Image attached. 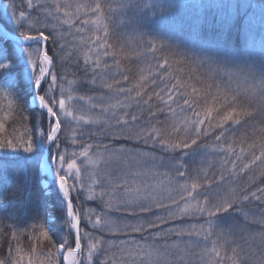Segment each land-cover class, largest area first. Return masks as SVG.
<instances>
[{"label":"snow or ice","instance_id":"1","mask_svg":"<svg viewBox=\"0 0 264 264\" xmlns=\"http://www.w3.org/2000/svg\"><path fill=\"white\" fill-rule=\"evenodd\" d=\"M53 4L57 12L61 7H65L59 3V0H53ZM137 6L134 2L126 5V7ZM28 7H33V0H28ZM5 8L6 19L4 27L0 28V79H3L13 91L9 92L0 87V97L8 101L5 107L9 112L13 110V102H15L21 110L19 115L22 121L29 120L24 114L30 107L27 102L29 97L33 103L38 102L39 112L32 116L31 127L21 123L25 131L19 136L0 140V151L15 158L21 150L23 153L39 156H43L45 150L50 153L52 149L56 150L50 156L51 163L41 162L38 166L40 169H47L54 176L58 196L66 210L64 224L68 226L65 238L56 241L55 234L50 235L51 229H45L44 225L40 224L39 236L35 239L39 241L42 237L55 251L50 248L47 253L42 250L37 253V248L34 246L27 258V264H61V260L63 264H83L85 260L87 264H95L94 257L101 253L106 255L111 248H118L120 256L117 258L113 253L112 257L101 259L100 264H175L173 257L178 256L179 245L175 242L171 245L165 243L162 246L149 244V239L156 241L172 235L182 237L202 234L207 240L213 235L222 213H227L229 209L236 207V200L227 196L213 201L208 195L201 194L200 189L211 188L214 183L208 179L206 172L203 183L200 182L198 175L189 177L187 174L183 157L188 156L189 153L185 150L192 149L193 146L204 147L199 143L202 137L214 134V140L218 143L212 146L213 151L224 154L221 157L222 171L219 181H224L225 172L229 176H236L251 171L254 167L260 169V174L264 177V138L248 142L247 147L241 143L238 152L236 141L228 143L226 140L228 135L238 131L237 126L247 124L248 118L256 114V109L252 100L248 99L247 93L242 98L241 93L229 94L228 90L222 92L218 85L212 83L198 88L182 78L172 76L169 72L171 68L169 59L156 58L157 48L151 41L148 42V51L153 54L154 59H157V71L152 74L151 79L143 77L131 87L121 84L120 79L108 82L106 77L111 71L112 64L119 66L120 61L116 59V52L112 50L113 45L108 42L109 32L105 25L103 37L97 34L94 39L90 38L94 47L89 48V53L94 55L84 56L83 71L91 74L88 83L96 86L99 81V87L107 91L95 98L73 95L72 91L66 92L63 87L65 78L62 75L58 76L54 70L57 60L62 59L58 53L64 49L57 35L54 32L45 34V31L36 28L33 24L26 25L25 21L28 19L26 13L19 11L17 15L18 9L15 4H8ZM8 10L10 14H7ZM102 10L103 6L99 2L91 6L92 13L97 17L101 16ZM63 15L70 17L67 10ZM63 23L72 27L74 20L65 19ZM90 23L99 25L100 20L81 19L82 25L86 26ZM26 27L28 30H25ZM14 29L18 32L17 35L12 34ZM81 30L77 28L78 32ZM13 42L15 50H10ZM108 57L112 58V64L109 63ZM222 63L236 65L246 80L251 79L254 82L252 96H258L259 110L264 111V59L259 61L249 59L241 63L234 57H224ZM12 77L16 78L15 81ZM196 79L199 81V77ZM122 80L126 82L128 77L122 76ZM149 87L152 88L151 91ZM214 87L215 91H213ZM113 98L115 103L111 102ZM76 101L87 103L90 110L98 109L100 114L95 117L78 115L80 105L75 103ZM133 105L140 111L128 112L127 109L132 108ZM0 111L4 109L0 108ZM161 115L165 117L164 120L159 118ZM178 115L182 122L176 119ZM3 119H9L8 112H5ZM69 119L78 125H97L92 135L108 137L114 142L128 141L131 142L132 147L124 145L114 147L112 144L104 143L103 140H98L95 145L87 144L79 152L69 153L67 148L61 150L62 126L70 127ZM142 119L145 120L144 123H140ZM44 124L47 125L46 129ZM4 128V123L0 122V131ZM72 131L71 143L75 145L77 142L75 129ZM261 131L264 132V129ZM94 148L97 150L96 159H93ZM157 148L162 152L169 154L179 152L181 155L179 157L170 155L169 161H165L163 157L159 158L161 166L165 167L166 171L156 183L145 181L138 184L134 178L129 177L140 176L143 173L132 171L123 176H113L111 172H105L103 175L91 173L89 176L91 183L88 185L84 183L81 163L87 162L98 166L99 161L105 163L124 161L127 167L130 163H140L145 158L155 161L157 157L152 150ZM21 158L28 161L32 160L33 156ZM170 168L175 169L174 174L171 173ZM0 183L3 184L0 188V199L3 192L13 185L18 191L26 193L23 200H10L8 205L4 206L11 209L8 213L9 219L15 218L20 206L33 203L37 207L42 206L45 193L36 189V181L27 165L11 172L0 168ZM86 188L90 193L86 197L88 200L99 199L104 202L100 214L89 209L83 215V219L92 229L113 235L129 236L135 233L139 234L140 241L135 238L124 239L116 245L110 240L105 241L102 236H93L91 232L85 231L82 234V215L77 210L74 200L79 199ZM73 192L77 193L76 197H73ZM232 195L234 196L235 193ZM105 197L108 198L106 201ZM250 199L264 202V187H258L250 193L245 191L241 203ZM43 206L46 208V204ZM237 210L242 211L239 208ZM113 212L122 215L113 219L111 216ZM244 215L247 218V214ZM128 217L135 219L128 220ZM185 218L203 219L204 224L200 225L199 231H195L194 225L184 229L172 223ZM255 222L261 225V230L250 234L249 238L259 240L264 251V218ZM153 229L156 231H152ZM72 235H74V247L68 239ZM221 238L225 239V243L218 246L217 242L213 241L210 249L203 250L202 260L205 255H210L212 259L206 264H243L240 255L242 249L238 251L235 247L231 248V255L226 251L222 252L221 249L231 243V240L225 238L223 232L218 234V239ZM13 239H16L15 234ZM82 241L87 243L82 246ZM105 243L109 245L108 248L104 247ZM173 249L176 251H172ZM15 251L16 257L10 260V264H23L24 256L21 255V249L17 247ZM9 254L11 256V248ZM179 258L183 259V257ZM0 264H5V261L0 260ZM259 264H264V254L261 255Z\"/></svg>","mask_w":264,"mask_h":264},{"label":"trees","instance_id":"2","mask_svg":"<svg viewBox=\"0 0 264 264\" xmlns=\"http://www.w3.org/2000/svg\"><path fill=\"white\" fill-rule=\"evenodd\" d=\"M97 2L103 6L100 17L91 11V6ZM133 2L138 6L126 7ZM59 3L65 7H61L57 12L53 0H33L32 8L28 7V0H2L0 24L4 27L5 6L15 4L18 9L17 15H19V11L26 13L28 17L25 21L26 25L33 24L36 28L45 31V34L54 32L57 35L59 43L64 45V49L58 53L62 59L57 60L54 70L58 76L62 75L65 78L63 87L66 92L72 91L73 95L95 98L107 91L99 87V81L96 86L88 83L91 74L83 71L84 56L86 54L94 55V53H89V48L94 47L91 39H94L97 34L103 37V29L106 25L109 32L108 42L113 45L112 50L116 52V59L120 61L117 66L112 64V58L108 57L109 63L112 64L111 71L106 77L108 82L120 79L121 84L131 87L143 77L151 79L152 74L157 71V59H154L153 54L148 51V42L151 41L157 48L155 57L160 60L169 59L171 63L169 72L172 76L182 78L198 88L212 83L218 85L222 92L224 90H228L229 94L239 92L242 98L247 93L248 99L252 100L253 107L256 109V114L252 118H248L247 124L237 126V132L226 137L228 143L236 141L237 152L241 143L247 147L248 142L264 138V132L261 131L264 129V111L259 110L258 96H252L254 82L251 79L246 80L236 65L222 63L224 57H234L241 63L249 59L257 61L264 59V0H59ZM65 10L70 13V17H64ZM7 14H10V10ZM84 18L99 19L100 23L99 25L90 23L85 26L81 24V19ZM65 19L74 20L72 27L63 23ZM77 28L82 30L78 32ZM25 30H28L27 27ZM12 34L17 35L18 32L14 29ZM121 49H123L122 52ZM10 50H15L14 42ZM122 76H127L128 81H123ZM197 77H199V81H197ZM12 79L15 81L16 78L12 77ZM0 87L9 92L13 91L3 79H0ZM114 87L116 86L114 85ZM151 90L152 88L149 87V91ZM215 90L214 87L213 91ZM30 100L29 97L27 102L30 107L24 113L29 117V120L22 121L19 115L21 110L15 102H13V110L9 112L5 107L8 101L0 97V108L4 109V111H0V122L5 125L4 130L0 131V140L15 138L24 132L25 128L21 127L22 122L31 127L32 116L39 112V108L31 105ZM111 102L115 103V98ZM75 103L80 105L78 115L95 117L100 114L98 109L90 110L89 105L83 101ZM127 111L136 113L140 109L133 105ZM5 112H8V120L3 119ZM144 115L146 118L147 114ZM159 118L165 119L162 115ZM176 119L181 121L179 115ZM242 119L244 118L242 117ZM110 122L114 123L111 120ZM144 122L143 119L140 121V123ZM68 125L70 127L62 126L60 148L61 150L67 148L69 153L79 152L87 144L95 145L98 140H103L104 143L112 144L114 147L120 145L132 147L131 142L128 141L114 142L108 137L92 135V132L98 127L97 125H78L71 119H69ZM44 128H47L46 124H44ZM73 129H75L77 141L75 145L71 143ZM199 143L204 147L193 146L192 149L185 150L189 153L188 156L183 157L188 176L196 177L198 175L200 182L203 183L206 172L208 179L214 183L211 188L200 189L201 194L208 195L213 201L219 197L227 196L236 200V207L229 209L227 213H222L218 218L213 235L207 240L203 238L202 234L201 236L184 235L182 237L172 235L156 241H152L150 238L149 244L155 243L162 246L165 243L171 245L175 242L180 248L178 256L173 257L175 264H206L212 257L205 255L202 260L203 250L210 249L213 241H216L218 246L224 244V238L218 239V234L223 232L225 238L230 239L231 243L226 244L221 249L222 252L226 251L228 255H231V248L235 247L238 251L242 249L240 255L243 264H259V259L264 251H262L259 240H252L249 237L250 234L261 230V225L255 221L264 218V202L250 199V201L241 203V197L245 191L250 193L258 187H264V177L261 176L260 169L254 167L251 171L236 176H229L225 172L224 181H219L222 171L221 157L224 154L213 151L212 146L218 143L214 140V134L202 137ZM143 150L148 151L149 149ZM55 151V149H52L51 153L47 150L44 151L43 156L46 155L49 163H51L50 156ZM96 151L94 148L93 159H96ZM152 151L157 157L155 161L145 158L140 163L132 162L127 167L124 161L108 163L99 161L98 166L87 164V162L81 163L84 183L85 185L91 183L89 178L91 173L103 175L105 172H111L113 176H123L129 171L143 173L140 176L129 177L130 179L134 178L138 184L145 181L156 183L166 171L165 167L161 166L159 158L163 157L165 161H169L170 155L179 157L181 153L169 154L160 151L159 148ZM26 156H33V159L25 161L21 158ZM43 156L23 153L21 150L13 158L12 155L0 151V168L11 172L27 165L36 181V189L45 193L41 207H37L34 203L20 206L15 213V218L9 219L8 213L11 209L4 206L8 205L10 200H23L26 193L18 191L14 185L3 192L2 199H0V260L5 261V264H10V260L16 257L17 247L21 249V255L24 256L23 264H27V258L34 246L37 248V253L41 250L47 253L52 248V245L44 241L42 237L39 241L35 239L36 236H39L40 224H43L45 229H51L50 235L55 234L54 240L56 241H62L66 236L68 228L64 224L66 210L58 196L56 184L43 175L38 166ZM170 171L174 174L175 169L170 168ZM45 182L46 186H44ZM69 183L71 184V181ZM2 187L3 184L0 183V188ZM232 193L235 195L233 196ZM89 194L86 188L85 192L80 194L79 199L74 200L77 210L82 215V234L85 231L91 232L93 236H102L105 241L110 240L116 245H119L120 241L124 239L135 238L140 241L139 234L113 235L92 229L91 225L83 219V215L89 209L100 214L104 202L99 199L88 200L86 197ZM72 195L76 197L77 193L73 192ZM104 199L106 201L108 198ZM44 204H46V208L43 206ZM238 208L242 211H238ZM244 214H247V218ZM121 215L118 212L111 213L113 219H117ZM127 219L134 220L135 218L128 217ZM117 222L119 223V220ZM172 223L184 229H189L194 225V230L199 231L204 220L185 218ZM204 226L207 227L206 224ZM13 234L16 239H13ZM68 239L74 247V236H69ZM86 243L87 241H82V246ZM104 247L108 248L109 245L105 243ZM52 250L55 251L54 248ZM84 250L86 255V247ZM113 253L117 258L120 256L118 248H111L106 255L101 253L94 257L95 264H100L101 259L112 257ZM179 257H183V259ZM61 264H63L62 260ZM83 264H87L86 260L83 261Z\"/></svg>","mask_w":264,"mask_h":264},{"label":"rangeland","instance_id":"3","mask_svg":"<svg viewBox=\"0 0 264 264\" xmlns=\"http://www.w3.org/2000/svg\"><path fill=\"white\" fill-rule=\"evenodd\" d=\"M1 1H2V0H0V4H1ZM0 27L3 28V26H2L1 24H0ZM21 42H23V41H21ZM30 102H31V105H33V106H35V107L38 108V102L33 103L32 100H30ZM41 162H43V163H49L48 160H47L46 155L43 156ZM41 173H42L43 175L47 176L50 180H53V181L55 182V178H54V176H53V175L51 174V172L48 171L47 169H41ZM44 186H46V182L44 183ZM73 236H74V235H73ZM62 262H63V261H62Z\"/></svg>","mask_w":264,"mask_h":264},{"label":"water","instance_id":"4","mask_svg":"<svg viewBox=\"0 0 264 264\" xmlns=\"http://www.w3.org/2000/svg\"><path fill=\"white\" fill-rule=\"evenodd\" d=\"M1 28V27H0ZM23 43V42H22ZM46 151V150H45Z\"/></svg>","mask_w":264,"mask_h":264}]
</instances>
